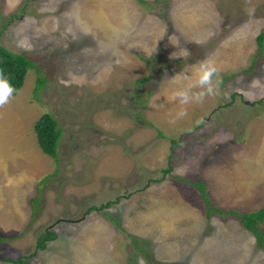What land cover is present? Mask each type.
Segmentation results:
<instances>
[{"label": "rangeland", "instance_id": "374dc122", "mask_svg": "<svg viewBox=\"0 0 264 264\" xmlns=\"http://www.w3.org/2000/svg\"><path fill=\"white\" fill-rule=\"evenodd\" d=\"M261 33L264 0H0V43L36 65L0 103V264H264L190 185L264 208ZM46 113L57 159L33 130Z\"/></svg>", "mask_w": 264, "mask_h": 264}, {"label": "trees", "instance_id": "16d2710c", "mask_svg": "<svg viewBox=\"0 0 264 264\" xmlns=\"http://www.w3.org/2000/svg\"><path fill=\"white\" fill-rule=\"evenodd\" d=\"M257 52L262 53L264 52V33H261L257 37ZM36 69V65L34 62L26 55L17 54L12 52L11 50L7 49L0 43V72H3L4 76L9 81L10 85L13 88L11 94L17 95L20 93L22 88L24 87L27 75L30 70ZM39 72V70H37ZM145 81H139L137 84L138 86L142 85ZM45 81L40 77L37 81L36 93L44 85ZM202 127V125H200ZM34 133L36 135V139L38 141L39 147L41 151L53 158H58V150L61 139L63 137L64 131L59 126L57 119L51 114L46 113L44 114L34 125L33 127ZM179 143L173 142L174 146H177ZM173 149V147H172ZM171 167L169 170H166L165 173L171 171ZM47 178L44 180V182ZM184 182H187V180ZM190 185L195 188L199 193L204 201L207 208V214L211 215L213 212L223 215V216H232L237 218L241 221L243 226L253 235L256 239L257 248L264 252V208H261L254 212H241L237 210H229V211H222L216 209L215 207L211 206L210 198L208 197L207 191L208 187H206L205 183L203 182H196L190 183ZM40 199V196H36L33 200V206L35 207ZM111 203H107L106 205L102 206L101 208L104 209L109 207ZM212 208H211V207ZM94 210H100L97 207H91L88 210V213ZM119 224V221H116ZM58 238L57 234L53 231H46L39 239L37 244L38 250H43L46 248L47 244L51 241H54ZM5 241L6 239H0L1 241ZM143 251L142 249H140ZM11 262L10 260H8ZM16 264H28L26 261L19 259L15 261Z\"/></svg>", "mask_w": 264, "mask_h": 264}, {"label": "clouds", "instance_id": "9594fccd", "mask_svg": "<svg viewBox=\"0 0 264 264\" xmlns=\"http://www.w3.org/2000/svg\"><path fill=\"white\" fill-rule=\"evenodd\" d=\"M210 71H212V69H210L209 72ZM208 75H209V73L206 72L204 77H203V80H207ZM12 91H13V88L10 85L9 81L4 76L3 72H0V103L5 102V100L11 94Z\"/></svg>", "mask_w": 264, "mask_h": 264}]
</instances>
